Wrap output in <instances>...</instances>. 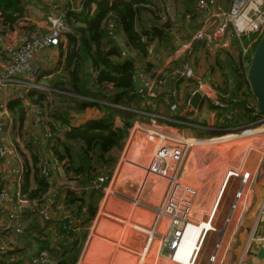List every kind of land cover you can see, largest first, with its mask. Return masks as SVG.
<instances>
[{"label": "trees", "instance_id": "1", "mask_svg": "<svg viewBox=\"0 0 264 264\" xmlns=\"http://www.w3.org/2000/svg\"><path fill=\"white\" fill-rule=\"evenodd\" d=\"M26 1L33 0H0V35L12 32L25 20ZM198 1L201 0H186L187 15L192 22L200 13L191 11L190 7H196ZM63 9L69 34L59 48L57 71L48 76L40 75L36 82L38 88L30 91L23 103L11 101L7 112L19 132H22L31 111L39 109L46 115L45 126L50 134L46 145L50 144L52 157L62 163L63 174L75 186V189H66L63 195L52 197V209L80 220L79 227L85 228L87 202L94 209V197L100 196L104 179L116 164L133 124L143 117L151 118L149 115H154L157 120V116H162L158 109L148 105V96L135 93V76L140 73L138 63L143 73H150L158 67L153 59L159 62L175 54L177 42L173 31L177 15L173 14L174 9L168 7L166 0H84L81 12L72 11L67 0ZM190 37L189 34L180 38L186 40ZM257 43L247 57L242 56L237 41H232L227 49L214 51L218 77L214 78V69H210L211 85L225 96H237L239 102L234 105L225 98L223 101L227 107L222 110L208 104L216 112L218 122L223 123L221 128L226 127L230 133L257 126L261 119L259 115L255 116V109H246L250 103L256 107L246 72ZM194 48L195 52L190 55L197 53V56H193L192 61L185 56L184 63L196 65L201 57L206 59L211 53L201 42H196ZM233 52L236 54L232 55ZM176 62L179 64L172 63L170 72L182 66L181 62ZM191 81L180 80L176 85L194 83ZM158 100L161 103L163 98ZM171 100L176 102L174 98ZM92 110L98 117L76 124V115H86ZM173 115L176 120H181ZM161 123L172 125L171 122ZM218 125L214 129L220 128ZM212 130H202L201 133L209 138L218 134L209 132ZM29 150L35 186L30 187V171H26L21 194L29 201L43 202L50 196L53 184L37 167V151L30 147ZM2 189L0 172V192ZM42 226L36 227V235H28L23 247L1 252L0 264H32L43 250L55 257L57 264H75L82 243L81 235L56 228L54 239L53 235L43 233L44 229L54 228L47 223Z\"/></svg>", "mask_w": 264, "mask_h": 264}, {"label": "crops", "instance_id": "2", "mask_svg": "<svg viewBox=\"0 0 264 264\" xmlns=\"http://www.w3.org/2000/svg\"><path fill=\"white\" fill-rule=\"evenodd\" d=\"M176 1L179 5L181 4V6L183 4V8H187L188 10L186 0ZM202 1L208 5L211 13H215L218 9L228 11L232 4V0H225L222 3L220 0H201L197 2L196 7L193 5L190 9L196 11L198 14V3ZM37 3L39 4V2ZM45 10L46 9L41 7V11L44 13L43 20L45 19ZM25 11V20L12 32L4 34L2 37H5L6 39L12 38L11 41L15 40L16 42H21L23 40L24 29L22 28L26 26V22H29V16L30 21L34 22L31 17L34 13L33 4L29 6V2H27ZM185 11L180 19H177L175 24L173 36L176 41L177 37L180 39L181 35L187 36L189 34L191 37L182 41L190 40L194 33L202 26V18L204 19V17H202L200 12V16L198 15L196 20L192 22L191 17L187 15L189 14L187 13L188 11L186 13ZM173 14L176 13L173 12ZM35 16L36 18H39L38 13H36ZM33 25L34 27L41 28V26H45V23L44 21L40 23L34 22ZM190 26H193V32L191 33H189V30L191 29ZM43 27L41 29H43ZM59 48L60 46L49 48L34 59V64L40 66L41 76H48L57 71ZM194 52L195 48L190 54H193ZM190 54L182 53L180 51L178 52L176 47L175 56L176 58H179L178 61L182 64L177 70L182 69L184 65L190 67L189 65L191 63H184V61H186L184 58L187 56L190 61L191 58L194 59L197 56V53L194 55ZM199 60H203V57ZM199 64L201 65V63ZM203 75L210 81L213 80L210 75V70L203 72ZM177 88L180 96L176 98V104L178 110L184 112L188 109L189 99L193 95L195 84L193 83L192 88L188 82H185L177 86ZM22 91L23 89L18 86V84L8 87V89L5 90L4 95L0 97V104L2 103L7 107L11 101L15 100L16 94L21 93ZM158 98L159 96L149 101L148 104L151 103L155 105L153 109H157L158 106L161 105L158 112L162 116H157L160 121L156 118L145 119L143 117L142 120L135 122L129 131L128 138L122 152L120 153L119 160L124 157L134 164L146 166L153 153V147L149 143L143 142L141 136L145 132L158 129L167 130L171 127L168 125L166 126L161 122H171L172 124H179L181 126H185L181 124L184 122L190 124L187 127L194 130V136L188 135V137H186L185 134L180 133L177 128L174 127V129H177L178 134L186 138L191 137L197 139L195 138L196 136L203 137V139H197L200 140L201 144L198 148H195L190 152L183 172V175H185V182L197 190L192 212V223H209L212 231L207 232L205 238L216 236L214 239L215 248L219 249L225 247V252L220 257L225 255L228 247L238 244V237L243 231H245L243 236V248L238 253L236 260H234V255H232L233 251L231 253L233 263L264 264V260H259L256 257L258 249L260 247L264 248V138H258V141L262 143L261 147L254 145L251 148V151L248 152L250 138L234 136V134L230 133L226 127L221 128L223 125L222 122H219L221 123L218 125L220 128H213L212 131H209L212 133L217 132L218 134H213L214 136L210 135L209 138V136H205L201 133L202 130L206 131V129H208V126H206L203 121L204 117H211L215 114L212 113L214 110L209 108V104H204L203 107L200 105L195 115L190 119L183 118L181 115H177L176 112H174L173 114L181 118V120H176L174 115L170 114L169 102L163 99L160 103ZM163 104L168 106V112H164L163 108H161ZM204 113L206 115H204ZM31 114L35 119L30 126V131L32 132L29 133V147L32 150L35 149L38 153L39 164L37 167L40 168V170L46 168L49 174L52 175L51 183L53 186L50 189V196L43 201V206H47L49 203H52V197L55 195H63L65 194L66 189H75V186L73 182L66 179V176L63 174L62 166L58 169H55L52 166L51 162L54 157H52L49 150L50 144L46 145V141L42 139V127L39 126L40 120L35 117L34 111H31V113L28 114L27 120ZM96 117H98V114L95 110H92L86 115H76L74 121H77L76 124L79 125L83 124L90 118ZM44 118H46L45 114ZM12 119L13 118L9 117L5 121V123H10L7 126L8 136L12 135ZM44 121L46 122L47 119H44ZM156 123L165 126H158ZM36 125H38L37 129ZM23 127L26 128L25 124ZM32 133H34L37 139H41L39 144L33 143L34 136L31 135ZM13 135V140H16L17 137H14ZM25 150L22 152L24 156L20 155L19 158L9 157L3 162H0L3 187L8 194H13L17 191H20L21 193V184L26 171H30V187L35 186L32 161L30 158L31 150H28L27 146ZM118 162L112 169H110L109 172H113H111L112 174L109 173V175L115 174ZM230 172L238 173V177L231 176L226 180V177ZM244 174H248L246 182H243L241 179V176ZM106 181H104L103 185L106 184ZM69 183H72V186H69ZM138 184L139 183H135V180L129 178L128 182L122 185L120 191L113 192L111 195H105L100 200L97 199L94 209L91 206L92 204L90 205L92 208L91 215L87 213L88 217L84 218L87 220L85 228H80L79 231L76 232L79 236L81 235L82 243L75 264L80 255L79 253H82L80 264H134L135 257L125 250H118L117 243L120 242L127 248H140L137 243L133 241V226H126L124 222V219L127 218L130 213V200L135 190L138 188ZM152 184L154 185L146 186L143 198V209L139 210L137 213V216L142 215L144 217L145 223L149 221L150 216L148 213L158 202L163 190V185H161L160 182ZM221 188L222 190L220 191ZM237 194L239 195L238 198L236 197ZM215 204H217V206L213 211ZM36 218L37 217L32 213H26L22 220L23 224L20 225L19 228L13 229L9 225L5 229H2V224L4 227V223L2 217H0V253L7 250H13L15 247H23L28 235H36V227L42 226L41 221ZM149 224L150 223L146 225ZM55 229L56 228L52 230L44 229L43 233L53 235L55 239L57 234ZM139 230H142V228L139 227ZM16 234H18V240L14 243V235ZM3 242L6 243V247H2L1 243ZM56 261V258L50 255L49 264H57ZM160 264L167 263L163 262Z\"/></svg>", "mask_w": 264, "mask_h": 264}, {"label": "built area", "instance_id": "3", "mask_svg": "<svg viewBox=\"0 0 264 264\" xmlns=\"http://www.w3.org/2000/svg\"><path fill=\"white\" fill-rule=\"evenodd\" d=\"M61 3V6H54L58 14L51 15L49 18V28L45 32L39 29L29 32L26 41L19 47H15L13 43H8L5 37L0 36V97L8 87L18 84L23 91L16 94L15 100L23 103L27 95L33 89L38 88L36 82L41 74L40 66L34 64V59L49 48L59 47L65 43L66 35L69 30L65 25V11L63 5L67 0H54ZM113 1V0H110ZM84 0H69L71 10L81 12L82 3ZM198 11L202 14V26L194 33L188 41H182L177 37V51L182 53H192L196 42L203 43L205 49H227L232 41H237L242 56L247 57L251 47L257 43L264 35V0H232L231 7L228 11L218 9L215 13H211L206 3H198ZM246 43H245V42ZM180 80H192L195 84L194 92L201 94L203 101L209 102L217 109H225L227 104L223 101L229 99L231 103L238 104L239 99L234 95H224L219 93L208 78L204 77L203 73L195 72L187 65L182 69H174L171 72L160 75L158 82L157 78H153L149 74L138 73L135 76L136 94L146 95L150 98L162 97L169 102L171 112H176L178 106L171 99L178 98L179 92L176 89V84ZM177 82V83H176ZM158 84L162 91L157 94V91L150 92L153 87ZM170 85L169 90L165 85ZM167 87V88H166ZM149 92L152 97H149ZM155 94H157L155 96ZM152 108L153 104H148ZM153 105V106H152ZM0 104V110H1ZM247 110L255 109V116L259 115L257 106L254 103L246 105ZM3 114L0 120V162L6 159L8 154L4 147L3 131L5 119L9 118L7 111L1 110ZM34 115L40 120L42 134L45 141L49 139V132L44 123V114L39 110H34ZM155 119L154 115H150ZM218 121L215 116L210 119L204 117L203 121L208 127H212V122ZM262 120V118H261ZM258 121L257 126L251 125L248 129L233 133L234 136L248 137L249 147L256 145L261 147L262 143L258 141L259 137L264 138V121ZM212 121V122H211ZM215 122V123H216ZM185 123V122H184ZM182 125L189 126L188 124ZM33 143L39 144L40 141L34 134ZM144 142L149 143L153 147V153L149 163L146 166L134 164L126 158H120L114 175H130L131 170L141 172L140 183L135 190L130 200L131 210L129 219L125 222L126 226H133V241L140 248H127L122 243H117L118 250H125L135 257V264H183L177 261V256L181 254V244L185 236L186 229L192 224L191 217L193 212L194 200L197 195V190L191 187L184 181L186 162L190 152L197 148L201 143L200 140L194 138H186L178 134L177 129L169 127L167 130H154L145 132ZM55 169L62 166V163L53 158L51 162ZM41 175L51 182L52 175L48 170L41 169ZM238 177V173H228L226 180L229 177ZM248 174L241 176L242 181L246 182ZM129 177H126L122 183L128 182ZM160 182L163 185V190L158 202L150 209L148 215L150 219L145 223L143 217L142 223H133L130 219L138 210L143 209L144 191L147 185ZM238 194L236 197L238 198ZM215 204L213 211L216 209ZM26 213H32L41 223H47L54 228H60L66 233H76L79 231L80 220L71 219L67 213L55 212L52 205L49 203L43 206V202L29 201L23 197L20 191L13 194H8L3 187L0 192V217L6 218L17 228ZM150 223L149 225H146ZM209 224V223H208ZM139 227L142 230H139ZM212 231V229L210 230ZM205 231L202 240L199 242V249L194 250L192 264H195L196 259L202 249L204 242ZM197 243V242H196ZM2 247H6V243H1ZM82 253H80L76 264H80ZM50 255L46 250L41 251L35 258L32 264H49Z\"/></svg>", "mask_w": 264, "mask_h": 264}, {"label": "rangeland", "instance_id": "4", "mask_svg": "<svg viewBox=\"0 0 264 264\" xmlns=\"http://www.w3.org/2000/svg\"><path fill=\"white\" fill-rule=\"evenodd\" d=\"M39 2V4L37 2ZM167 1V4H168V7L169 8H173L174 9V12L178 15L177 19H180V17L182 16V14L185 13L188 11L187 8H183V4L181 6V4L179 5V3L176 1V0H166ZM221 3L224 2L225 0H220ZM29 2V6H31L33 4L34 6V13H38L39 15V18H36L35 14L33 13L31 15L32 19L34 20V22L36 23H40V22H43L45 23V26H41V28L43 27V29L41 28H38V27H34L33 23L30 21V16H29V22L25 23L26 26H24V38L21 42H15L14 41H11L12 38H10L9 40H7L8 43H13L15 45V47H19L21 46L27 39L28 35H29V32H32V31H35L36 29L40 30L41 32H45L48 28H49V18H51L50 14L51 15H55V14H58L57 10L54 9V6L57 7V6H61V3H57L54 1V0H34L32 2L28 1ZM27 3V1H26ZM26 3H25V6H26ZM41 7L46 9L45 11V19L43 20V16H44V13L41 11ZM191 11H194V10H191ZM188 13V12H187ZM189 32H193L192 29L189 30ZM0 36H3V35H0ZM178 46V44H177ZM215 50H211L207 56H206V59L203 57V60H199L197 62L196 65L192 64L191 63V69L195 72H199V73H203L205 72L206 70H212L214 69V78L217 79L218 77V69L216 67V64H215V59H216V54L214 53ZM179 52V51H178ZM236 52H233L232 55H235ZM205 55V54H203ZM223 58V56L221 57V59ZM179 58H176L175 54L173 56H171L170 58H162L159 62H156L155 59H153V61L156 63V65L158 66L156 70L154 71H151L150 73H145V74H149L151 75L153 78H157V81L156 83L158 82L159 80V77L161 74L163 73H168L170 72V68H171V65L172 63L173 64H179L178 61ZM192 61V58L191 60ZM201 63V65L199 64ZM138 70H140L139 72L140 73H143V68L141 66L140 63H138ZM175 69H179V68H175ZM190 85V87L193 88V83H188ZM167 86L166 90H169L170 88V85H165ZM157 91V94L162 91V88L160 85L156 84L153 89L150 91ZM149 92V97H152L151 93ZM155 94V96L157 95ZM150 99V98H149ZM204 104H207L208 105V102L207 101H202L201 103V107L204 106ZM161 105L158 106V110H159V107ZM200 107V108H201ZM1 110H5L7 111V107L1 103ZM163 108V111L164 112H168L167 108L168 106L163 104V106L161 107ZM1 110H0V120L4 119L2 116L3 114H1ZM46 113V112H45ZM212 113L214 115L212 116H215L218 120V117L216 115V112H213ZM204 115H206L204 113ZM208 119H210L209 116H207ZM34 116L31 114L30 117L28 118V120L26 121L25 123V127L22 128V132H19L17 127L14 125V122L12 123L11 122V128H12V131H11V134L13 135L14 133V137H17L16 140H13L12 138V135H9L8 136V129H7V126L10 124L9 122L5 123V127H4V131H3V136H4V147L6 148L8 154L6 156V158H9V157H15V158H19V156H24L23 155V150L26 149V146L29 150V133L32 132L30 131L31 130V125H32V121H34ZM7 119H5L6 121ZM212 122V121H211ZM216 119L215 121H213L212 123V127H208V129H213L215 128L219 122L217 121L216 123ZM44 123H47V121ZM187 123V122H185ZM157 124V123H156ZM188 124V123H187ZM158 126H165V125H161L160 123L157 124ZM190 125V124H188ZM150 126V125H149ZM171 127H175L179 130L180 133H184L186 137H188V135H191V136H194V130L193 129H189L187 126H181L179 124H172L170 125ZM38 125H36V129H37ZM25 128V129H24ZM24 129V130H23ZM35 129V130H36ZM34 134V133H32ZM142 140L145 138V135H142L141 136ZM195 138L197 139H203V137H199V136H196ZM33 140V139H32ZM39 141H41V139H38ZM144 142V141H143ZM25 148V149H24ZM198 148V147H197ZM26 151V150H25ZM120 157V155H119ZM119 157L117 159V162L119 160ZM116 162V163H117ZM115 166V165H114ZM26 171V170H25ZM113 172V171H111ZM110 172V173H111ZM112 174V173H111ZM141 172L140 171H137V170H131V173L130 175H108V178H106L104 181H106V184L103 185V188L100 189V196L97 197L95 196L94 197V200H95V203L94 205H96V200H100L103 196L105 195H111L113 192H116V191H120V188L122 187V183L124 181V179L126 177H129L133 180H135V183H140V179H141ZM185 181V180H184ZM222 190V188L220 189V191ZM219 196V195H218ZM218 199V198H217ZM139 211V210H138ZM138 211L136 212V215H133L132 218L130 219L133 223H142L143 222V216L139 215L137 216V213ZM71 219H73V217H71ZM129 219V215L127 216V218L124 219V222L128 221ZM2 221L4 223V227H3V224H2V229H5L6 227H8L9 225L15 229L17 227H15L13 225L12 222H9L6 218L2 217ZM191 221L193 222V215L191 217ZM23 224V221L21 222L20 225ZM1 226V225H0ZM21 229V228H20ZM212 228L210 227L209 224H207L206 222H201L199 224H196L194 222V224L192 223L190 226L187 227L186 229V233H185V236L182 240V244H181V254L177 256V261L180 262V263H183V264H192V258H193V255H194V250H197L199 249V242L202 240V236H203V233H205V231H210ZM244 232L243 231L241 233V235L238 237V244L235 245V246H231V247H228L225 255L223 257H220L222 254H224L225 252V247H221V248H215V245H214V239L216 238V236L214 237H204V243L202 245V249L197 257V260L195 262V264H234L233 263V258H231V253L232 255H234V260H236V257L238 256V253L240 252V250L243 248V236H244ZM10 234V232H9ZM18 234L14 235L15 239L13 240L14 243L18 240ZM10 241V240H9ZM12 241V240H11ZM197 242V243H196ZM217 253V254H216ZM80 254V253H79ZM78 260V259H77ZM136 262V260H135ZM134 262V264H135ZM235 262V261H234ZM26 264H29V262H27Z\"/></svg>", "mask_w": 264, "mask_h": 264}, {"label": "water", "instance_id": "5", "mask_svg": "<svg viewBox=\"0 0 264 264\" xmlns=\"http://www.w3.org/2000/svg\"><path fill=\"white\" fill-rule=\"evenodd\" d=\"M246 78L250 87L251 93L256 101L257 112L264 121V35L258 41L256 48L252 54L250 63L247 68ZM203 99L200 93L194 92L189 99L188 109L184 112L176 111L177 115L183 118H192ZM72 186V183H69ZM88 208L86 212L91 215L90 203H87ZM259 260H264V248L260 247L256 253Z\"/></svg>", "mask_w": 264, "mask_h": 264}]
</instances>
